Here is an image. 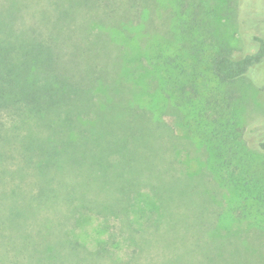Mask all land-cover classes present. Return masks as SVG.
Here are the masks:
<instances>
[{
    "label": "rangeland",
    "instance_id": "1",
    "mask_svg": "<svg viewBox=\"0 0 264 264\" xmlns=\"http://www.w3.org/2000/svg\"><path fill=\"white\" fill-rule=\"evenodd\" d=\"M20 2L28 4L21 7L27 24H37L35 11L53 4L63 13L64 31L86 29L83 42L115 51L118 71L136 88L132 102L163 124L154 141L151 130L145 135L147 157H176L182 171L205 179L196 182L197 191L188 180L189 200L166 191L164 211L147 186L135 184L126 194L129 219L97 205L0 198V264H179L174 254L183 248L166 250L159 240L169 233L221 239V248L211 241L195 252V264H264V152L257 148L264 139V62L234 81L213 68L224 41L234 57L255 52L264 0ZM19 179L30 178L6 175L0 187L10 189ZM147 209L156 211L161 228L147 224ZM172 217L194 225L165 230ZM101 243L107 249L100 253Z\"/></svg>",
    "mask_w": 264,
    "mask_h": 264
},
{
    "label": "trees",
    "instance_id": "2",
    "mask_svg": "<svg viewBox=\"0 0 264 264\" xmlns=\"http://www.w3.org/2000/svg\"><path fill=\"white\" fill-rule=\"evenodd\" d=\"M1 1L0 182L6 175L30 179H19L10 189L1 186L0 198L63 201L74 208L97 205L106 215L128 219L131 198L126 194L135 184L151 190L158 200L157 210L164 211L166 191L189 200L194 192L186 190L188 180L197 191L196 182H204V173L196 178L182 171L173 156L147 157L145 135L151 130L154 141L163 124L132 102L136 88L129 75L118 71L115 51L95 42L84 44L86 29L64 31L58 24L63 13L50 7L53 4L35 11L38 23L30 25L21 16L27 2ZM126 30L121 32L127 34ZM263 56L264 45L258 52L234 57L224 41L213 68L222 80L234 81ZM257 148L264 152V139ZM24 185L32 189L25 190ZM202 210L199 207V217L204 219ZM142 214L155 230L162 227L155 210H142ZM184 221L183 226L172 217L164 229L190 230L194 222ZM122 225L124 230L126 222ZM159 240L166 250L183 248L174 254L179 264H195V252L211 241L222 247L221 239L209 241L188 233H169ZM100 247V253L107 249L104 243Z\"/></svg>",
    "mask_w": 264,
    "mask_h": 264
},
{
    "label": "flooded vegetation",
    "instance_id": "3",
    "mask_svg": "<svg viewBox=\"0 0 264 264\" xmlns=\"http://www.w3.org/2000/svg\"><path fill=\"white\" fill-rule=\"evenodd\" d=\"M260 25H262L260 26V31H261L260 34L254 36V42H255V45H257V49L255 50V52L260 51L262 49V46L264 45V23ZM263 62H264V56L262 60L258 62L256 65L260 66L261 63Z\"/></svg>",
    "mask_w": 264,
    "mask_h": 264
}]
</instances>
